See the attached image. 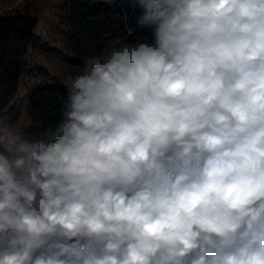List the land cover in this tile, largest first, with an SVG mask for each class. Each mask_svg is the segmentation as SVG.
Wrapping results in <instances>:
<instances>
[{"label":"clouds","instance_id":"obj_1","mask_svg":"<svg viewBox=\"0 0 264 264\" xmlns=\"http://www.w3.org/2000/svg\"><path fill=\"white\" fill-rule=\"evenodd\" d=\"M133 2L152 38L86 57L54 127L0 115V264H264V0Z\"/></svg>","mask_w":264,"mask_h":264},{"label":"rangeland","instance_id":"obj_2","mask_svg":"<svg viewBox=\"0 0 264 264\" xmlns=\"http://www.w3.org/2000/svg\"><path fill=\"white\" fill-rule=\"evenodd\" d=\"M87 4L118 9L112 0H0V16L31 15L37 20V27L43 21L49 28L48 37L35 35V42L26 48L19 78L14 76L16 69L11 76L0 72V115L7 123L32 133L49 127L48 122L33 113L32 92L41 87H64L65 77L77 72L86 57L96 56L101 48L106 46L107 50L116 44L109 35L78 51L73 38V10Z\"/></svg>","mask_w":264,"mask_h":264},{"label":"trees","instance_id":"obj_3","mask_svg":"<svg viewBox=\"0 0 264 264\" xmlns=\"http://www.w3.org/2000/svg\"><path fill=\"white\" fill-rule=\"evenodd\" d=\"M117 10L108 9L100 4L75 6L73 38L78 51L85 45L96 44L111 35V42L135 43L142 36L152 38V29L140 25L138 17L141 10L133 0H112ZM38 22L31 15L0 16V72L11 76L16 69V78L21 75V64L26 48L35 42L34 30ZM106 46L97 55L102 54ZM68 94L65 87H41L31 94L34 115L55 126L62 118Z\"/></svg>","mask_w":264,"mask_h":264}]
</instances>
